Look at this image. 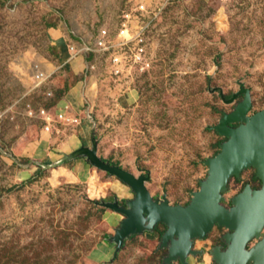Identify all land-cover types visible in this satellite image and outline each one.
Masks as SVG:
<instances>
[{
    "label": "rangeland",
    "instance_id": "1",
    "mask_svg": "<svg viewBox=\"0 0 264 264\" xmlns=\"http://www.w3.org/2000/svg\"><path fill=\"white\" fill-rule=\"evenodd\" d=\"M127 14L144 27L145 69L130 49L119 66L112 51L64 60L66 45H92L103 29L119 42ZM246 94L249 116L264 109V0H0V264H217L222 227L193 238L184 261L168 260L163 223L124 231L121 210L138 194L115 171L157 202L188 205L227 140L214 127ZM60 99L75 120L51 132L26 114ZM92 138L108 169L67 157ZM246 185L261 187L253 168L228 181L221 204Z\"/></svg>",
    "mask_w": 264,
    "mask_h": 264
},
{
    "label": "water",
    "instance_id": "2",
    "mask_svg": "<svg viewBox=\"0 0 264 264\" xmlns=\"http://www.w3.org/2000/svg\"><path fill=\"white\" fill-rule=\"evenodd\" d=\"M251 108L250 96L246 94L232 112L218 120L214 129L227 140L219 154L209 161L208 178L192 193L188 205H171L165 198L157 202L136 179L138 200L132 211L121 210L127 215L123 230L137 227L144 219L150 224L163 223L167 228L163 243L169 242L168 260L184 261L191 252L192 239L203 238L218 226L227 232L223 234L226 248L220 251L215 247L213 251L217 264H247L249 261L264 264V109L249 116ZM234 124L238 125L231 127ZM248 168L255 170L261 187L253 190L246 185L232 198V205L225 207L221 204V193L228 181ZM117 174L124 178V172ZM253 239L257 241L247 248Z\"/></svg>",
    "mask_w": 264,
    "mask_h": 264
},
{
    "label": "built area",
    "instance_id": "3",
    "mask_svg": "<svg viewBox=\"0 0 264 264\" xmlns=\"http://www.w3.org/2000/svg\"><path fill=\"white\" fill-rule=\"evenodd\" d=\"M130 19L123 23L122 28L120 29L119 35L121 40L118 43H112L110 41V30L103 29L100 31L96 42L92 45L84 44V45H77V44H70L68 46V50L70 53V58L68 61L72 59H76L81 54L85 52H106L112 51L116 54L114 58L115 63L119 66L123 62L125 64L128 63V56L129 54L128 49L131 50V61L134 64L139 65L142 69H145V66H149L147 62V50L144 46L145 38H144V27L130 25L131 16L127 14ZM132 24V23H131ZM133 27V28H132ZM130 35V36H129ZM124 36V38H123ZM73 43V42H72ZM132 45H134V49H132ZM123 51L124 55L118 57L117 54L119 51ZM111 52V53H112ZM125 57V58H124ZM66 61V62H68ZM51 77V73H48L47 70H38L32 80V90L36 91L41 88ZM48 96H53V93H48ZM61 100V99H60ZM59 101V100H58ZM64 100H61L55 106L50 107H41L38 109H34L31 105H27L26 114L31 118H38L44 124V129L46 132H51L54 122L67 124L70 120L74 121L75 119L68 118L69 116L67 113L71 111L70 106L66 103L62 105ZM60 103V104H59ZM3 113L0 112V117H2ZM76 116V115H75Z\"/></svg>",
    "mask_w": 264,
    "mask_h": 264
},
{
    "label": "bare ground",
    "instance_id": "4",
    "mask_svg": "<svg viewBox=\"0 0 264 264\" xmlns=\"http://www.w3.org/2000/svg\"><path fill=\"white\" fill-rule=\"evenodd\" d=\"M139 9L141 10V11H143V10H145L144 8H143V6L142 5H140V7H139ZM138 9V10H139ZM139 10V11H140ZM130 27H131V21H130V25H129ZM134 26H138V28H140V24H137V25H135V24H133V27ZM132 27V28H133ZM130 36V35H129ZM124 37V36H123ZM144 38H145V36H144ZM146 41V40H145ZM118 43V42H117ZM146 44H145V42H144V46H145ZM145 48H146V46H145ZM123 51L121 50V51H119L118 52V54H117V56L118 55H120L121 53H122ZM120 53V54H119ZM118 57H121V56H118ZM36 67H37V69H38V65H36ZM51 67L50 68H48L47 69V72H49V71H51ZM37 72V70L35 71V73ZM68 104L69 106H70V109H71V111H69L68 113H67V115L69 116V117H75V109L72 107V104L70 103V101L69 100H67V102H64L62 105H65V104ZM249 117V116H248ZM248 117H245L246 119H248ZM46 132V131H45ZM92 141H93V146H94V148H92V149H87L86 147L84 148V149H81L78 153H77V155H79V154H84V155H88L93 161H95L96 163H97V165L100 167V168H103V169H108L104 164H102L101 163V161H100V156H99V154H98V145H95V142H94V140H93V138H92ZM116 173H119V171H115ZM122 176L124 177V178H126V179H124L130 186H131V188L135 191V190H137L138 188H137V186L135 185V180H136V178L134 177V176H132V175H128V174H122ZM207 180V179H206ZM220 264H222V263H220Z\"/></svg>",
    "mask_w": 264,
    "mask_h": 264
},
{
    "label": "crops",
    "instance_id": "5",
    "mask_svg": "<svg viewBox=\"0 0 264 264\" xmlns=\"http://www.w3.org/2000/svg\"><path fill=\"white\" fill-rule=\"evenodd\" d=\"M67 46V45H66ZM64 54L66 55V58L64 59L65 61H68L69 60V58H70V53H69V50H68V46L66 47V49H65V51H64ZM69 100V99H68ZM70 101V100H69ZM70 103H71V101H70ZM72 104V103H71ZM73 107V106H72ZM74 108V107H73ZM72 143H74V141H72ZM66 144V146L65 147H67L68 145H69V142H66L65 143ZM84 147L83 146H81V147H79V148H77V149H74V151H72V153H70V154H66L67 155V157L69 158V159H73V160H77V158H79L80 156H82V155H78L77 156V153L81 150V149H83ZM70 155V156H69Z\"/></svg>",
    "mask_w": 264,
    "mask_h": 264
},
{
    "label": "flooded vegetation",
    "instance_id": "6",
    "mask_svg": "<svg viewBox=\"0 0 264 264\" xmlns=\"http://www.w3.org/2000/svg\"><path fill=\"white\" fill-rule=\"evenodd\" d=\"M215 227H217V226H215ZM215 227H214V228H215ZM214 228H213V229H214ZM262 232H264V229L262 230ZM256 241H257V239H255V240H254V239L251 240V241L247 244V248L250 247L251 244L253 245ZM252 245H251V246H252ZM247 264H249V263L247 262Z\"/></svg>",
    "mask_w": 264,
    "mask_h": 264
}]
</instances>
